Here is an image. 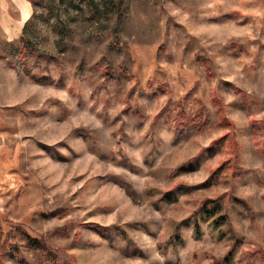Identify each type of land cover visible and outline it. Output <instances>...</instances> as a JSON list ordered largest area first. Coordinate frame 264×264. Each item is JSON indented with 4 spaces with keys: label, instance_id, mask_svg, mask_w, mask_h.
<instances>
[{
    "label": "rangeland",
    "instance_id": "obj_1",
    "mask_svg": "<svg viewBox=\"0 0 264 264\" xmlns=\"http://www.w3.org/2000/svg\"><path fill=\"white\" fill-rule=\"evenodd\" d=\"M257 122L264 0H0V264H263Z\"/></svg>",
    "mask_w": 264,
    "mask_h": 264
},
{
    "label": "trees",
    "instance_id": "obj_2",
    "mask_svg": "<svg viewBox=\"0 0 264 264\" xmlns=\"http://www.w3.org/2000/svg\"><path fill=\"white\" fill-rule=\"evenodd\" d=\"M24 48H27V46H23ZM19 52V56L22 55V53L25 51H23V49ZM184 116L181 115V118H183ZM257 126H260L261 130H262V134H264V123H255ZM165 199H169L168 195H165L164 197ZM220 208L219 202L215 201L213 199L210 198H204L202 200L199 201L198 203V207H197V212H199L202 217H211L212 215H214ZM224 217H216L213 220V225L218 226L222 221H223ZM194 222V227L196 229L197 232H199V228H198V222L196 220L193 221ZM242 254H247L249 257L253 258L254 256L258 255L259 258L261 259V261L264 264V253L260 250V249H253L251 251H245L242 252Z\"/></svg>",
    "mask_w": 264,
    "mask_h": 264
}]
</instances>
